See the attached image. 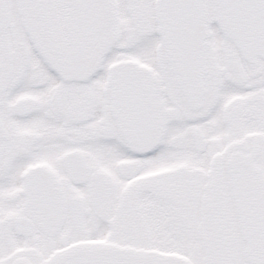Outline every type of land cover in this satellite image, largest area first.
Segmentation results:
<instances>
[{"label":"snow or ice","instance_id":"6c2138e0","mask_svg":"<svg viewBox=\"0 0 264 264\" xmlns=\"http://www.w3.org/2000/svg\"><path fill=\"white\" fill-rule=\"evenodd\" d=\"M0 264H264V0H0Z\"/></svg>","mask_w":264,"mask_h":264}]
</instances>
